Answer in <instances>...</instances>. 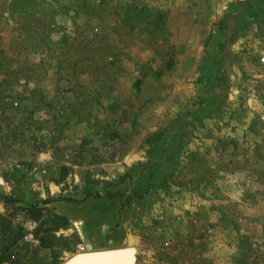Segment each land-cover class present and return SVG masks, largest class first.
I'll list each match as a JSON object with an SVG mask.
<instances>
[{
	"label": "rangeland",
	"instance_id": "374dc122",
	"mask_svg": "<svg viewBox=\"0 0 264 264\" xmlns=\"http://www.w3.org/2000/svg\"><path fill=\"white\" fill-rule=\"evenodd\" d=\"M264 264V0H0V264Z\"/></svg>",
	"mask_w": 264,
	"mask_h": 264
},
{
	"label": "water",
	"instance_id": "95a60500",
	"mask_svg": "<svg viewBox=\"0 0 264 264\" xmlns=\"http://www.w3.org/2000/svg\"><path fill=\"white\" fill-rule=\"evenodd\" d=\"M126 250L124 249H116V250H105L103 251H91L86 253H79L75 255L70 264H124ZM90 255H101L98 260L90 259Z\"/></svg>",
	"mask_w": 264,
	"mask_h": 264
},
{
	"label": "bare ground",
	"instance_id": "6f19581e",
	"mask_svg": "<svg viewBox=\"0 0 264 264\" xmlns=\"http://www.w3.org/2000/svg\"><path fill=\"white\" fill-rule=\"evenodd\" d=\"M90 252H91V251H90ZM93 252H94V251H93ZM103 252H104V251H103ZM125 253L127 254V250H126V252H124V254H125ZM100 256H101V255H100ZM100 256H99V255H98V256L95 255V257H94V255H90L89 258H90V259L98 260V259L100 258Z\"/></svg>",
	"mask_w": 264,
	"mask_h": 264
}]
</instances>
